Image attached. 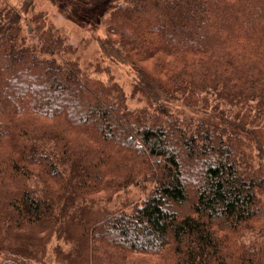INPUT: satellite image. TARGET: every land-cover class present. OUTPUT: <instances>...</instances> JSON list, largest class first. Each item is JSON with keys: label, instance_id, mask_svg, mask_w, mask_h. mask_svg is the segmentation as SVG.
<instances>
[{"label": "trees", "instance_id": "trees-1", "mask_svg": "<svg viewBox=\"0 0 264 264\" xmlns=\"http://www.w3.org/2000/svg\"><path fill=\"white\" fill-rule=\"evenodd\" d=\"M25 4L0 0V254L264 264V0L105 2L100 55L132 73L134 108L46 15L24 29Z\"/></svg>", "mask_w": 264, "mask_h": 264}, {"label": "rangeland", "instance_id": "rangeland-1", "mask_svg": "<svg viewBox=\"0 0 264 264\" xmlns=\"http://www.w3.org/2000/svg\"><path fill=\"white\" fill-rule=\"evenodd\" d=\"M24 0H6L12 6L18 7ZM91 7L83 13L80 9L67 4L68 0H33L32 10L24 11L27 8L25 4L21 9L22 26L24 29L30 28L29 19L32 15L41 13L46 15V19L52 26L58 29L70 45L71 51L63 56L68 59L75 60L80 68L94 79L103 82L112 79L126 94V104L130 108L138 107L143 104L138 97L132 96V73L128 67L120 64H110L102 59L98 46V38L104 34V24L101 19L102 11L108 13L111 5L104 4L110 0H90ZM111 4V3H110ZM24 9V10H23ZM30 25V26H29ZM145 194L144 188L140 186H129L128 189L121 193L124 198L137 200ZM57 242L55 239L48 246V254L46 258L50 260V249ZM63 245V244H62ZM66 248V247H65ZM0 261L4 264L12 263V258L0 254ZM19 262V261H18ZM17 263V262H15ZM17 264H36V262H19Z\"/></svg>", "mask_w": 264, "mask_h": 264}]
</instances>
